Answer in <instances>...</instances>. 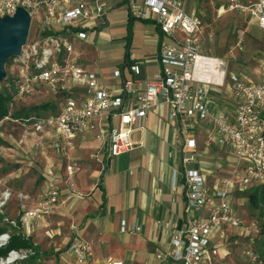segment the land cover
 <instances>
[{
  "label": "built area",
  "instance_id": "built-area-1",
  "mask_svg": "<svg viewBox=\"0 0 264 264\" xmlns=\"http://www.w3.org/2000/svg\"><path fill=\"white\" fill-rule=\"evenodd\" d=\"M129 12L137 20L155 21L162 35L159 60L160 73L137 91V79L124 80L122 70L115 77L124 80L121 91L111 93L96 73L79 63L71 35L86 37L84 22L104 17L106 9L100 0H0V17L14 15L25 8L42 29L41 39L28 42L21 56L15 59L22 79L14 80L19 98L34 95L48 88L59 99L66 98L60 113L34 115L16 119L28 126L42 149L66 151L83 134L94 133L108 157H119L134 150L133 133L142 128L139 122L154 109L168 105V118L179 123L175 139L182 150L184 173L173 172V188L183 190L185 211L182 227L166 249L156 254L157 264H215L222 254L231 227H242L232 197L236 191H247L264 185V66L261 81L242 83L237 75L229 76L222 58L201 51L204 25L196 11L187 13L184 0H130ZM218 14L239 12L264 29V0H228ZM243 40L238 42L242 48ZM135 76L141 75L140 64H130ZM230 81V86L228 82ZM230 105L226 112L213 108L216 90H225ZM81 89L79 97L75 90ZM13 105V103H12ZM10 113L0 120V130ZM208 128V144L225 146L237 160L234 176L208 182L200 170L190 168L200 159L199 128ZM1 136V135H0ZM47 138V140H46ZM77 168L67 167L70 178ZM50 190L34 209L25 211L21 221L29 225L42 219L57 207L61 192L53 181ZM13 193L3 192L0 206L8 203ZM19 227L15 221L11 223ZM21 224V223H20ZM75 236L63 251L68 264H124L113 257L97 260L90 242ZM139 223L123 225L121 232L136 234ZM53 234V235H52ZM51 236H54L52 233ZM12 235L0 234V249L9 245ZM29 250H13L0 264H14L28 257ZM256 260V255L249 252Z\"/></svg>",
  "mask_w": 264,
  "mask_h": 264
},
{
  "label": "crops",
  "instance_id": "crops-1",
  "mask_svg": "<svg viewBox=\"0 0 264 264\" xmlns=\"http://www.w3.org/2000/svg\"><path fill=\"white\" fill-rule=\"evenodd\" d=\"M127 12V17L110 18L108 13L104 17H94L84 22L81 30L86 33V39L94 31L102 36L103 29L110 24L108 19L129 21L131 15L129 10ZM136 22L132 24L131 41ZM151 22L155 33L152 31L145 37L146 43L153 45V54L143 56L140 51L130 52V62L141 65L140 59H144L146 67L141 65V75L135 76L130 69L131 63L128 64L125 58L126 65L122 69L124 80L139 81L135 85L139 92L162 69L159 60L162 35L155 21ZM106 36L110 39V36ZM69 37L73 44L82 39L78 35ZM83 52L93 54L90 48ZM83 52L75 49L76 56L80 57L79 61ZM154 64L158 67L154 71H158L151 74L149 65ZM93 73L99 76L109 92L121 91L124 80L117 79L115 75ZM75 92L79 97L84 95L81 89H76ZM228 105L227 98L215 94L213 108L216 111L226 112ZM169 112L168 105H161L142 119L139 122L142 128L132 135V140L136 143L134 150L119 157H108L102 152V144L97 141L94 133L78 137L72 150H50L53 153L52 161L44 167L41 177L45 183L53 181L61 192L59 204L52 214L64 210L68 220L73 223L72 227H76L79 237L90 242L97 260L113 257L124 264H157V252L166 249L175 232L182 227L185 199L182 189L173 188V172L184 173L185 168L181 147L175 139L179 135L180 126L169 120ZM198 132L200 159L197 165L190 168L200 170L209 183L233 177H226L236 169L237 160L232 153L225 146L208 144L206 126L200 127ZM28 137H32L33 140L30 141L35 147L36 136L30 134ZM69 165L77 168L73 178L67 172ZM135 223L141 225V233L121 232L124 224L131 227ZM71 232L65 245L76 234H73V230ZM54 236H60V233ZM105 245H109L111 249L107 250Z\"/></svg>",
  "mask_w": 264,
  "mask_h": 264
},
{
  "label": "rangeland",
  "instance_id": "rangeland-1",
  "mask_svg": "<svg viewBox=\"0 0 264 264\" xmlns=\"http://www.w3.org/2000/svg\"><path fill=\"white\" fill-rule=\"evenodd\" d=\"M143 1L137 0L140 4H143ZM102 3L110 18L127 17L131 5L130 0H102ZM184 3L186 12L196 11L203 22L201 51L205 55L224 59L228 65L229 76L237 75L242 83L260 82L264 66V29L249 16L239 12L218 14V8L225 7L228 0H184ZM108 20L110 24L103 29L102 36L94 31L88 39L82 38L74 42L75 49L80 52L89 48L93 50L92 55L82 53L79 62L83 67L102 75L113 76L126 65L128 51H140L143 56L153 54V45L147 44L145 37L152 31L155 33L151 21L137 20L133 40L131 45L127 46L128 19ZM106 35L110 36V39ZM41 37L42 29L35 21L32 23L28 42L37 41ZM240 40H243L242 48L238 46ZM17 58L6 65L8 78L0 83V93H10L14 99L13 105H10L12 120L4 123L0 130V203L3 192L10 190L13 193L12 199L0 206V227L6 228L12 236L22 233L32 239L35 245L27 258L14 264H68L63 251L72 234L73 223L68 220L64 210L61 213L45 215L42 219L32 221L28 226L21 221L25 211L36 208L43 201L44 195L49 193L50 184L45 183L41 176L44 167L52 161L53 153L38 145L33 147L30 141L33 139L28 137L29 127L15 122L14 118L15 113L26 114L27 111L30 112V116L60 113L66 98L59 99L48 88H40L34 95L19 98L16 95L14 80L22 79L23 75L20 66L15 65ZM140 63L142 67H146L144 59H140ZM149 68L151 74L158 71V69L154 71L158 68L155 64L149 65ZM127 72L129 74V71ZM228 86L231 87L230 81ZM226 91L227 88L216 90L223 94L221 97L224 99L227 96ZM48 103L51 106L45 108ZM231 176H234L233 171L226 177ZM251 191L252 189L239 190L232 197L243 226L230 228L232 231L226 237L222 254L215 264H264V257H261L264 248L257 213L250 206ZM12 221L20 226L15 227L11 224ZM58 232L60 236H51L52 233ZM106 247L107 250L111 249L109 245ZM249 252L256 255V260L248 254Z\"/></svg>",
  "mask_w": 264,
  "mask_h": 264
},
{
  "label": "trees",
  "instance_id": "trees-1",
  "mask_svg": "<svg viewBox=\"0 0 264 264\" xmlns=\"http://www.w3.org/2000/svg\"><path fill=\"white\" fill-rule=\"evenodd\" d=\"M131 18L129 19V24H128L129 33L127 37L128 38L127 46L131 45L132 24L135 21H137V19L134 18L132 15ZM126 60L128 64L129 63L132 64V62H130L129 51L126 54ZM10 61H8V63H10ZM13 101H14L13 96L10 93H6V94L0 93V120L4 119L11 112L12 108L10 105L13 103ZM50 106L51 105L48 103L45 108H49ZM29 117H31L29 111H27L26 114L23 113L14 114L15 119L29 118ZM249 200L252 210L257 213V219L260 228V237L262 239V247L264 248V185L256 186L252 188L251 194L249 195ZM6 230H7L6 228L0 227V234L6 232ZM34 246L35 245L32 239L25 237L22 233H16L12 236L9 245L5 248L0 249V259L7 257L9 253L13 250H29V249H33ZM261 257H264V253L261 255Z\"/></svg>",
  "mask_w": 264,
  "mask_h": 264
},
{
  "label": "water",
  "instance_id": "water-1",
  "mask_svg": "<svg viewBox=\"0 0 264 264\" xmlns=\"http://www.w3.org/2000/svg\"><path fill=\"white\" fill-rule=\"evenodd\" d=\"M32 27L31 14L18 8L14 15L0 17V83L8 78V61L21 56Z\"/></svg>",
  "mask_w": 264,
  "mask_h": 264
}]
</instances>
